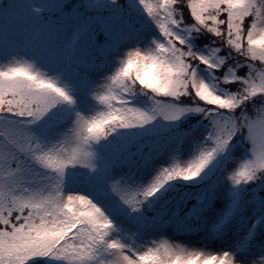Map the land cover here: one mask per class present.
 <instances>
[{"label": "snow or ice", "instance_id": "6c2138e0", "mask_svg": "<svg viewBox=\"0 0 264 264\" xmlns=\"http://www.w3.org/2000/svg\"><path fill=\"white\" fill-rule=\"evenodd\" d=\"M0 264H264V0H0Z\"/></svg>", "mask_w": 264, "mask_h": 264}, {"label": "rangeland", "instance_id": "374dc122", "mask_svg": "<svg viewBox=\"0 0 264 264\" xmlns=\"http://www.w3.org/2000/svg\"><path fill=\"white\" fill-rule=\"evenodd\" d=\"M182 239V238H181ZM197 246H199V245H197Z\"/></svg>", "mask_w": 264, "mask_h": 264}]
</instances>
